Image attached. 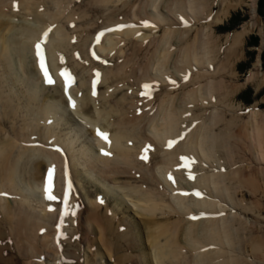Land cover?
<instances>
[{
    "label": "bare ground",
    "instance_id": "bare-ground-1",
    "mask_svg": "<svg viewBox=\"0 0 264 264\" xmlns=\"http://www.w3.org/2000/svg\"><path fill=\"white\" fill-rule=\"evenodd\" d=\"M243 4L254 15L257 0H0V264H56L57 256L59 264H262L264 226L254 216L264 211V166L256 167L264 112L252 106L246 121L235 111L226 120L221 107L232 106L244 84L232 82L234 63L256 23L244 22L224 42L214 31ZM49 28L42 47L53 84L35 50ZM258 69L259 59L246 78L257 88ZM65 70L75 77L70 86ZM67 116L75 132L59 133ZM80 136L86 145L75 150ZM49 170L53 200L45 193ZM87 177L107 182L102 192L115 198L109 184L121 185L141 209L139 221L123 210L116 224L120 209L101 207L100 188L81 197L73 180ZM157 211L168 220L155 219ZM122 246L133 255H119Z\"/></svg>",
    "mask_w": 264,
    "mask_h": 264
},
{
    "label": "rangeland",
    "instance_id": "rangeland-1",
    "mask_svg": "<svg viewBox=\"0 0 264 264\" xmlns=\"http://www.w3.org/2000/svg\"><path fill=\"white\" fill-rule=\"evenodd\" d=\"M244 1H247V0H244ZM249 3H251V1H249ZM212 8H213V10L215 12L218 9V6L217 5H213ZM235 14L237 15V18L239 19L238 21L235 20L233 22V23H236V26L233 27L231 30H227V31L223 30L221 28V25H227L228 24V20L233 15H235ZM251 18H253V19H251ZM249 20L250 21H255L256 24H255L253 30L245 36L244 42H243V44L241 46V49H240L241 56L234 63V70L236 71V75H235L234 79L232 80V82L234 84H243V83L244 84L231 97L232 98V101L230 103L232 104L233 107L230 106V104H227V105H224L223 104V106H221L222 108L225 107L222 110H227L226 111V117L224 118L226 120L230 119L232 117V112L235 111V113L238 116L240 115L242 117L243 120H241V121H246L248 119L249 108L252 107V106L257 107L260 110H262V112H264V85L262 87L257 88L256 87V82H254L252 80L246 82V78L248 77L250 70L253 69V64L258 59H259V69L258 70H255V71H257V72L259 71L260 73H263L264 74V69H263L262 60H261V52L264 49V39H263L264 38V18L257 11V4H256V9H255L254 15L252 14V9H251L250 5L248 6L247 4H243L242 6H239L236 9L231 10L230 13H229V15L227 16V18H225L222 23H218V24L215 25L214 31H215V34L217 36H220L222 38V41L224 42L225 41L224 37H225V34L226 33H231L233 31H235L236 29H239L244 22H247ZM193 34H194V31L191 32L190 37H189L188 40H190L193 37ZM251 35L256 36L257 39H258V42H257V44L255 46H247V41H248V39L250 38ZM250 52H252L251 55H250ZM258 54H259V58H258ZM239 63H246V64L243 67H241V69H240V68L237 67V65H239ZM73 78H75V77L73 76ZM19 86H20V88L22 87V85H19ZM190 88L191 87H188V88H186V90H188ZM247 88H250L251 89V94H250L251 101L249 103H246L242 99L239 98V95L243 91H245ZM207 108H208V110L211 109L210 105L207 106ZM196 113H198V114L203 113V115H204L205 112L203 111V106L197 107ZM72 123H73V125H72ZM74 125L76 126V124L74 122H71L70 121V118L67 116V118H65L63 121H60V122L58 121L57 122L56 128H57V130H58L59 133H61L63 131V133L71 134V133H74L75 132L76 127ZM83 126H85L84 129H85V131L87 132V135H88L89 130H90V127L87 126L86 123H84ZM216 131L219 132V128H217ZM83 140H84V137L83 136H80V137H78L77 140H75V143H74V149L75 150L78 149V148L81 149V148H83L86 145V144H84ZM251 154H252V152H251ZM253 155H256V153L254 152V154H252L253 159H255V157ZM258 164L256 165L257 168L264 166L263 165L264 164V160L260 161V163H258ZM260 164H262V165H260ZM205 165L206 164H204V167H205ZM243 165H245V164L243 163ZM225 167L226 166H224V168ZM68 173L70 174V172H68ZM73 182H74L73 183V189H74V184H75V187L77 186V190L81 194V197L83 196V198H85L88 194H91V197H92V195L95 194L94 192H95L96 188H100L101 189V193L99 194V196H98L99 198H97V200L102 202L101 203L102 204L101 207L104 208V206L107 203H112L114 205V207H116L117 210L120 209V210H118L116 212L117 213L116 216H114V222L116 224L118 222L117 220L123 216V214H122L123 213V210H124V212H125V210L127 211V212H125V214H129L130 213L131 216H134V219L137 222L139 221L140 215H138L137 212L141 211V209H139V207L137 205H135V202L133 201V199L130 196L128 197L124 193H123L124 195L121 194L122 193V189H123L121 187V185L111 184V183L109 184L111 187L115 188L118 192H120V193H118V195L115 198V197L112 196V194L106 195V194H104V192H102L103 190L104 191L105 190L106 191L108 190V186L105 185V183H107V182H104V183L97 182V181H93V180H91L89 178L87 179V181H84V182L83 181H80V183H78L75 179L73 180ZM234 184L235 183H233V185ZM78 191H76L77 196L79 195L78 194ZM247 191L248 190H246V189L243 190V192L245 194V201L246 202H250L251 201V193L249 191L248 192ZM237 193H239V192H237ZM239 197H240V194H239ZM263 202H264V198H263ZM33 204L35 205L36 203L33 202ZM138 204H140V203H138ZM36 206H37V204H36ZM117 206H118V208H117ZM72 211H73V209L71 210V212ZM165 211H167V210H165ZM234 211H238V209H235ZM239 212H240V215L241 216H244L247 219H252V216L253 215H256L255 213H253L251 211H247V213L246 212H241V211H239ZM254 217H258L259 219H261L262 224L264 226V211L262 212V215H260V216H254ZM154 218L157 219V220H168V218L165 217V215H161V211H157L156 212V215L154 216ZM232 218H234V217H231V219ZM173 219H177V217L176 216L175 217L173 216ZM71 223L72 222L67 223V224H64L63 231L65 229L69 230L70 228H72L74 225L71 224ZM232 224L234 225V228L240 227L237 220L236 221H233L232 220ZM78 226L77 227H74V233L77 236V238L79 237V234H81V232H82L81 227L80 226L78 227ZM61 227H62V225H61ZM238 230H239L238 232H240L244 238H246L248 235H250L249 229H247V228L238 229ZM94 237H97V235L95 234ZM94 237H93V240L95 241V248L94 249H96L97 251L99 249V251H101V253H104L103 250H102V248H101V246H99V247L97 246V244H99V243H98V241H96V239ZM122 248H123L124 251L123 250H120L121 252L119 251V253H118L119 255L120 254H124V253L127 254V255H133V252H134V251H132L133 249L128 248L127 246H122ZM122 248H120V249H122ZM247 249H248V247L245 246V250L246 251L244 252V254H247L249 256V257L247 256V259H248V262H249V260L251 259V257L247 253L248 252ZM91 252L92 251H90L89 253H91ZM115 257H117L116 254L114 255V258ZM104 259L105 260H103L101 262L102 264H105L104 262H106V258H104ZM111 260H113V258ZM59 261H60V257L57 256L56 257V260H55V263L56 264H59ZM128 261L130 262L132 260L131 259L130 260H125L124 263L125 264H128L129 263ZM111 263L112 262L110 261L109 264H111ZM152 263H153V261H152ZM262 264H264V261L262 262Z\"/></svg>",
    "mask_w": 264,
    "mask_h": 264
},
{
    "label": "snow or ice",
    "instance_id": "snow-or-ice-1",
    "mask_svg": "<svg viewBox=\"0 0 264 264\" xmlns=\"http://www.w3.org/2000/svg\"><path fill=\"white\" fill-rule=\"evenodd\" d=\"M51 28H49L45 33H43V36L41 38L40 41H38L35 45V50H36V56L38 57V60H39V65H40V68L43 72V75H44V79H45V82L48 83V84H53L54 83V80L52 79V77L50 76L49 74V71L47 69V67L45 66V63H46V57H45V52H44V49L42 47V44H45L47 42V38H48V35L49 33L51 32ZM61 75L64 77L65 79V82H66V85H71L72 81H73V77L67 72V70H65L64 72L61 73ZM97 76H99V73H97ZM65 91L67 92V88L65 89ZM95 94V93H94ZM68 100L71 104V106L73 108H75V101L72 100L71 96L68 97ZM97 135L99 137H101L105 142H108L110 143L109 141V136L107 133L101 131V130H97ZM183 137H181L182 139ZM176 143V141H169V144H168V147H172V145ZM102 151V154L104 155H110V153L104 151L103 149L101 150ZM147 150H145L146 152ZM141 159L143 160H147L148 159V156L146 154L142 155L141 156ZM185 159V162H186V166L187 164L191 163L190 160H188V158H184ZM170 179H171V176H170ZM189 179H195L194 175H191L189 174ZM174 182V181H173ZM52 188H53V173H52V170H49V173H48V181H47V185H46V188H45V193H46V198L48 200H53V199H56V197L52 194ZM71 183L68 184V191L70 192L71 191ZM197 196H200L201 194L199 192L196 193ZM65 212H64V215H67L68 214V211H67V194L65 196ZM51 210V209H50ZM193 219H196L197 217H192Z\"/></svg>",
    "mask_w": 264,
    "mask_h": 264
},
{
    "label": "trees",
    "instance_id": "trees-1",
    "mask_svg": "<svg viewBox=\"0 0 264 264\" xmlns=\"http://www.w3.org/2000/svg\"><path fill=\"white\" fill-rule=\"evenodd\" d=\"M257 11L258 13L264 18V0H258L257 1ZM238 21L239 19L237 18V15H233L229 20L227 25H221V28L225 31L231 30L233 27L236 26V23H233L234 21ZM258 42V39L256 36L251 35L250 38L247 41V46H255ZM252 52H250L251 55ZM261 60H262V66L264 69V49L261 52ZM246 63H239L237 65L238 68L241 69ZM251 89L247 88L245 91H243L240 95L239 98L242 99L244 102L249 103L251 101Z\"/></svg>",
    "mask_w": 264,
    "mask_h": 264
}]
</instances>
